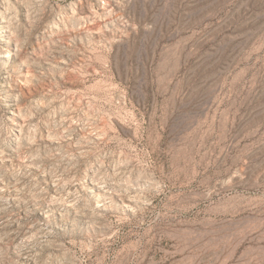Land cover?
I'll return each mask as SVG.
<instances>
[{
	"label": "rangeland",
	"instance_id": "1",
	"mask_svg": "<svg viewBox=\"0 0 264 264\" xmlns=\"http://www.w3.org/2000/svg\"><path fill=\"white\" fill-rule=\"evenodd\" d=\"M0 264H264V0H0Z\"/></svg>",
	"mask_w": 264,
	"mask_h": 264
}]
</instances>
